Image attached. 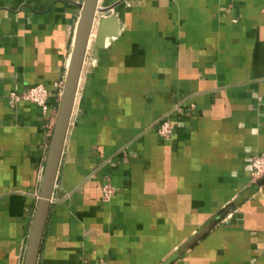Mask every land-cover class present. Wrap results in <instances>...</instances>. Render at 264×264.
<instances>
[{
  "label": "crops",
  "instance_id": "1",
  "mask_svg": "<svg viewBox=\"0 0 264 264\" xmlns=\"http://www.w3.org/2000/svg\"><path fill=\"white\" fill-rule=\"evenodd\" d=\"M83 1L0 0V264L24 262ZM91 36L37 264H264V0H99ZM37 82L49 110L10 102Z\"/></svg>",
  "mask_w": 264,
  "mask_h": 264
},
{
  "label": "water",
  "instance_id": "2",
  "mask_svg": "<svg viewBox=\"0 0 264 264\" xmlns=\"http://www.w3.org/2000/svg\"><path fill=\"white\" fill-rule=\"evenodd\" d=\"M98 1L84 0L82 3L23 264H37L38 261L63 148L77 97L87 48L90 43Z\"/></svg>",
  "mask_w": 264,
  "mask_h": 264
},
{
  "label": "built area",
  "instance_id": "3",
  "mask_svg": "<svg viewBox=\"0 0 264 264\" xmlns=\"http://www.w3.org/2000/svg\"><path fill=\"white\" fill-rule=\"evenodd\" d=\"M79 90V88H78ZM11 103H16L20 100H30L39 104L44 111L49 110V89L42 83L37 82L29 85L22 91L11 90L8 94ZM78 96V92H77ZM191 103V106H194ZM174 129V121L171 112H167L159 119L158 131L163 137H170ZM250 173L252 178L264 177V150L254 152L251 155L250 161ZM115 193V186L112 184L110 177L108 176L102 185V199L109 201Z\"/></svg>",
  "mask_w": 264,
  "mask_h": 264
},
{
  "label": "bare ground",
  "instance_id": "4",
  "mask_svg": "<svg viewBox=\"0 0 264 264\" xmlns=\"http://www.w3.org/2000/svg\"><path fill=\"white\" fill-rule=\"evenodd\" d=\"M92 34V33H91ZM92 40V36H90V41Z\"/></svg>",
  "mask_w": 264,
  "mask_h": 264
}]
</instances>
